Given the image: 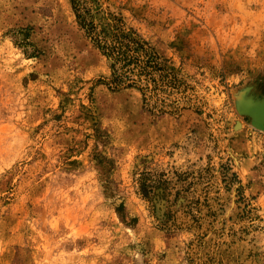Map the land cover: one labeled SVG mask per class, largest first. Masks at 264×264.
<instances>
[{
	"label": "rangeland",
	"instance_id": "1",
	"mask_svg": "<svg viewBox=\"0 0 264 264\" xmlns=\"http://www.w3.org/2000/svg\"><path fill=\"white\" fill-rule=\"evenodd\" d=\"M99 1L171 82L116 87L72 0H0V264H264V0Z\"/></svg>",
	"mask_w": 264,
	"mask_h": 264
},
{
	"label": "trees",
	"instance_id": "2",
	"mask_svg": "<svg viewBox=\"0 0 264 264\" xmlns=\"http://www.w3.org/2000/svg\"><path fill=\"white\" fill-rule=\"evenodd\" d=\"M72 2L79 24L111 61L116 87H138L148 99V91L164 89L171 82L173 72L163 58L135 30L127 28L123 18L111 12L105 15L99 0Z\"/></svg>",
	"mask_w": 264,
	"mask_h": 264
},
{
	"label": "bare ground",
	"instance_id": "3",
	"mask_svg": "<svg viewBox=\"0 0 264 264\" xmlns=\"http://www.w3.org/2000/svg\"><path fill=\"white\" fill-rule=\"evenodd\" d=\"M251 100V99H250ZM258 123L260 124V125H264V113H260V114H258ZM239 126V125H238ZM240 126H241V124H240ZM238 128H240V127H238ZM163 204V203H162Z\"/></svg>",
	"mask_w": 264,
	"mask_h": 264
}]
</instances>
